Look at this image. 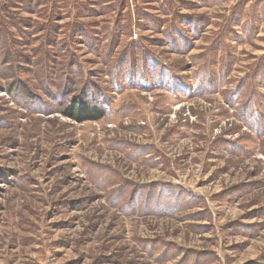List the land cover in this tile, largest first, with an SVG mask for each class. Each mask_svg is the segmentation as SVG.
<instances>
[{"label":"rangeland","instance_id":"1","mask_svg":"<svg viewBox=\"0 0 264 264\" xmlns=\"http://www.w3.org/2000/svg\"><path fill=\"white\" fill-rule=\"evenodd\" d=\"M17 1L9 18L0 0L12 50L31 56L52 24L56 46L80 25L102 47L109 29L127 25L114 57L135 42L161 71L148 74L147 89L114 84L78 37L72 51L110 105L103 119L77 123L58 113L67 100L55 86L54 45L45 46L54 100L35 72L39 55L1 67L0 264H264V75L253 74L264 57V0ZM173 8L198 26L176 45L162 34L177 23ZM243 105L253 128L235 117ZM170 189L179 207L193 195L196 205L167 214L159 203Z\"/></svg>","mask_w":264,"mask_h":264},{"label":"trees","instance_id":"2","mask_svg":"<svg viewBox=\"0 0 264 264\" xmlns=\"http://www.w3.org/2000/svg\"><path fill=\"white\" fill-rule=\"evenodd\" d=\"M4 1L5 4L2 6L1 11L10 18V11H9L10 8H16L15 6H18L16 4L19 1L17 0H10L9 2H6L7 0ZM44 1L47 0H27L26 5L34 7L36 3L39 6H42L44 4ZM168 3L171 5V2ZM167 8L169 9V7ZM173 10H174L173 18L175 19V22L177 21V23H181V25H183V28H186L183 30L185 36L182 34V30H180V28L177 26V23L176 25H169L167 30L164 31L162 34L166 39L171 40L174 43V45H176L177 37L182 40H186L191 34H193L194 30H197L198 26L195 24L196 23L195 19H189L187 17L179 16L177 9L173 8ZM50 13H51L50 17L52 18H56L55 14H57V16L61 14L58 10L51 11ZM138 14L139 15H137V21L144 20L147 22V24L151 23V26L149 25V27L155 28L154 26H156L155 24L156 20L154 18H152L149 15H143V13H138ZM47 19H49V17ZM18 23L20 24V21L18 19L15 20L16 26H18ZM137 26L141 27L139 22ZM54 27L55 25L52 24L51 27L45 29L46 32L44 38L47 46L49 45L55 46V49L57 50L56 53L57 57L59 59H62L60 62L57 61L58 63L57 62L55 63V65L57 64L56 69L59 71V75L56 76L58 77V82L57 84H55V86H58V88L60 87L62 88L63 86V88H65L66 91L64 93L61 90V88L58 91H61L63 96L66 97L67 103L62 102L60 103V105H58L59 106L58 113H60L65 118H68L72 121H75L77 123H82L85 121H99L105 117L106 113H108L109 111L108 106L110 105L109 101L106 100L104 91H102L100 88L96 87V85L93 84V82L90 79V75H87L85 73L81 62L72 51L71 46H73V44L75 43L78 44L77 43L79 42L78 37L81 38L82 42L86 44L87 47H89L90 51L94 53V55H96L103 64L107 65L108 68L106 74L108 77L113 78L112 81L113 83L119 82L120 79L127 80L128 78V81H130L137 88L147 89L148 86H151L150 84L147 83L148 77L150 76L148 74L152 73L157 75L161 71L159 65L156 64L157 61L149 55V52H145L141 50V47L135 42H132L131 45H129L126 48V50H124L120 54L119 57L117 58L114 57L115 53L113 49L117 44V40L119 41V37L122 35V32L124 31L123 27H127V25L121 27L117 26L116 29L115 27L114 29L113 28L109 29V33H106L108 37L110 36L109 43L105 47H102L101 44L99 43H95V38L89 37V35L85 34V32L82 30V27L80 25L70 28L71 32L70 34H68V38H66V40L70 41L69 43H66V40L63 39L62 42L60 43V46H56V42L54 41L58 33L54 29ZM43 28L44 27L42 26L41 29L39 30L42 31ZM224 32H226V30ZM22 34L26 35L25 31ZM8 36L9 35L5 29L3 22L0 21V69H2L1 67L3 65L10 63L13 59L19 61L17 63L18 66L19 64H25V65L30 64V62L32 61L31 59H36L38 58L39 55L40 56L39 59H37L35 62L37 65L35 72L44 76L45 81L43 83L46 84L45 87L47 89V94H49V96L52 97L51 100H54L55 98L53 97L54 94L48 88V86L52 85L53 83L52 81L53 77L51 76V73L48 72L51 71L50 63H53L55 60V58L54 59L52 58L53 50L47 49L45 47L46 45H43L41 49L39 48L38 50L34 51V53L31 56L23 55L22 53L17 52V50L16 51L12 50L9 47L11 44L13 47H15L14 43L16 44V42L14 40L12 41V39H9ZM28 36L31 37V34ZM96 41L100 42L97 37H96ZM27 42H29L28 37L25 38L24 45H29L27 44ZM20 44L17 45V47H19ZM98 45H100L99 48L97 47ZM216 45L217 43L215 42V45L208 49L209 53H207V56L213 58L215 57V54L217 55V53L219 52V47H216ZM67 48L70 51H68ZM112 58H115L116 60L115 59L112 60ZM38 65H39V69H38ZM212 72L213 70L211 71V73ZM253 74H255L254 78L257 79H259L260 76H262V74L264 75V57L259 60L258 64L256 65V71ZM158 81L160 82L161 79H158ZM78 86L79 88L77 89ZM21 89L26 95V98L24 99V103L28 107L25 109H29L30 107L28 102L29 93L27 92L26 88L22 87ZM77 92H81L82 100L80 99L78 101L77 96L79 95L72 96V94H76ZM233 97L234 96H231L230 98L227 99L228 104L231 106L235 101V100H231ZM248 106L249 105H246L244 107L243 105L239 107L235 113V117H237L241 122L246 124L248 128H253L250 122L256 120L257 118L256 117L252 118L251 114L246 113V110L249 108ZM42 108L43 107H40V111H42ZM172 190L174 189H170L165 192V196H167V198L165 197L166 203L165 201L159 203V207L162 206L163 208H165L167 214L172 215L173 213H177L180 210H186L196 205L197 202H195L194 199L195 198L197 199V197L193 195L191 201H187L186 199L185 200L186 205L179 207V199H178L179 196L177 195L178 193L174 194V196L170 198V194H172L173 192ZM157 195L160 194L157 192ZM140 203L142 204L141 208L145 206L143 205L142 202Z\"/></svg>","mask_w":264,"mask_h":264}]
</instances>
